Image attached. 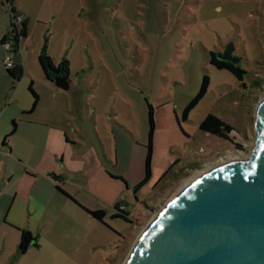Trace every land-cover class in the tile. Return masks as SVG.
I'll return each instance as SVG.
<instances>
[{"label":"rangeland","instance_id":"obj_1","mask_svg":"<svg viewBox=\"0 0 264 264\" xmlns=\"http://www.w3.org/2000/svg\"><path fill=\"white\" fill-rule=\"evenodd\" d=\"M10 1L29 20V33L20 36V51L13 55L24 64V75L16 81L4 63L8 51L1 38L9 32L11 18L6 0H0V108L12 102L6 93H18L20 104L29 105V116L57 128H46L52 138L60 134L66 142L64 130L72 137L75 127L82 130L83 162L71 164L86 169L72 175L75 187L61 182V191L47 195L40 221L27 215L37 239L25 253L19 247L11 253L10 233L0 238V247L6 244L1 264H125L158 210L188 180L230 156L250 159L256 114L264 100V0ZM43 47L55 65L68 67V90L46 78L39 62ZM212 52L234 53L246 71L243 81L213 66ZM205 76L210 79L207 93L185 112ZM31 86L39 95L34 113ZM150 106L155 124L152 175L136 193L127 191L124 181L114 182L112 173L122 172L129 184L128 172L138 175V182L144 178ZM208 114L233 126L228 140L201 130ZM17 124V136L8 139L13 153L39 170L38 147L32 142L46 139L48 132ZM114 129L129 157L119 170L110 167L112 172L104 173L99 162L110 165L105 154L113 157ZM116 198L128 204L132 222L109 215ZM81 202L106 206L105 222L88 215Z\"/></svg>","mask_w":264,"mask_h":264},{"label":"water","instance_id":"obj_2","mask_svg":"<svg viewBox=\"0 0 264 264\" xmlns=\"http://www.w3.org/2000/svg\"><path fill=\"white\" fill-rule=\"evenodd\" d=\"M53 81L70 88L66 75ZM255 124L249 161L227 163L187 187L150 224L125 264H264V100Z\"/></svg>","mask_w":264,"mask_h":264},{"label":"crops","instance_id":"obj_3","mask_svg":"<svg viewBox=\"0 0 264 264\" xmlns=\"http://www.w3.org/2000/svg\"><path fill=\"white\" fill-rule=\"evenodd\" d=\"M4 35L5 34H3V36ZM15 62L24 66L20 59H15ZM9 98L12 99V102L4 105L3 108H0V238H7L8 234H11L12 241H14L11 253L15 254L16 247H19L21 229L31 232V227L28 226L29 221H27V215L29 214L30 218H33L36 215L35 219L40 221V219L43 218L44 210L47 206V195L56 194L57 191H60L59 188H61L62 183L67 187H75L72 175L78 173V171H82L81 173L85 172L86 168L84 166H82V170H80L74 168L71 163L79 161L83 162L85 154H83L81 149L86 146V141L82 137V130H78L76 127L74 128L76 134L74 133L73 137L69 135L68 131L62 128L65 131L66 142L60 134L56 138H52L51 131H47L46 128L48 127L51 130L57 129L55 126H52L53 124H49L50 122H48V120L44 122L41 120V122H38L29 116L30 114H27L29 111V105L25 106L20 104L18 93H13L11 96L9 93H6V99ZM34 110L30 113H34ZM13 121H16V123L17 121H20L28 124L33 132L37 131L43 135L46 131L48 132L46 139L38 137L32 142L33 146L38 147L36 148V154L38 157L35 161H38L37 165L39 164V170L31 168L33 166L25 159H23V162H20L18 160L19 156L13 153V142L8 141V139L14 137L16 132H19L21 126L20 124H17L16 130L13 132ZM118 137L121 138V133L117 131V129H114L112 139L114 150L113 157L108 154L106 155L104 149V154L110 165L106 167L99 162L101 170L104 173V170L110 172V167L111 169H118L121 163H125V158L129 157V152L126 148L125 150H121V145L125 146V141L121 143ZM69 152L72 155V160L68 159ZM75 156L78 158H74ZM59 161L64 165L60 166ZM112 174L115 176L113 177L115 180L114 182L123 184V180L120 179V177H124L122 172H113ZM128 174L129 176L131 175V177L128 178L131 185L138 183V175L135 176V174H131V172H128ZM166 174L167 172H165L163 176ZM124 183L126 190L129 191V184L127 182ZM115 185L121 187L118 184ZM63 190L69 193L65 188H63ZM81 203L86 209L91 211L104 209L106 215H108L107 209L105 208L106 206L100 204L94 206L84 202ZM120 203V198H116L111 202L114 208L113 212L109 213L111 217L116 213L115 206ZM127 210L129 211L128 207ZM86 212L90 215L88 211ZM90 216L93 217L92 215ZM132 218H134L133 215ZM10 228L17 229L19 233L11 231ZM5 251L6 244H4L3 247H0V264L3 263L1 255ZM4 263H7L6 259H4Z\"/></svg>","mask_w":264,"mask_h":264},{"label":"trees","instance_id":"obj_4","mask_svg":"<svg viewBox=\"0 0 264 264\" xmlns=\"http://www.w3.org/2000/svg\"><path fill=\"white\" fill-rule=\"evenodd\" d=\"M6 2L8 4V9L10 12L11 19H12V16L20 14V12L16 9V7L11 3L10 0H6ZM3 5H5V2L3 3ZM28 25H29V20L27 18H24V22L22 23V27H21V35L23 37H28V33H29ZM13 26H14L13 23L10 22L9 32L13 30ZM9 32L1 38L2 46H3L5 39L8 37ZM19 50H20L19 44H17L15 46V51L13 52V54L17 55L19 53ZM39 62L42 65L46 78L50 81H53L54 76H56L53 73L54 71H57L59 75L68 76L69 74L68 67L65 66L63 63L59 64L58 66L53 63L52 58L48 54L46 47H43L42 52L39 55ZM210 63L218 69L229 70L240 81H243L246 75V71L242 69L239 65H234V64H231L230 62L220 60L217 57V54L214 52L211 53ZM7 71L10 74V76L13 78V80H16V81H19L24 75V67L20 63L19 64L16 63V66L12 69L7 68ZM209 83H210L209 77L205 76L198 94L191 101V103L187 106L185 112H188L190 109H192L205 96V94L208 91ZM30 90L35 97V102L31 109V111H33L39 102V95L33 90L32 86L30 87ZM153 113H154V109L152 106H150V110H149L150 131H149L148 151H147V155L145 159V176L142 182L138 186L135 187L136 190H139L141 187H143L151 179V175H152L151 174V161H152V155H153V137H154V128H155ZM16 126H17L16 121H13V132L16 130ZM200 128L201 130L205 132H208L210 134L216 135L222 139H227V140L229 139L230 132L234 130L232 125L225 122L224 120H222L221 118H219L218 116L214 114H208L202 120L200 124ZM120 179L126 182L123 177H120ZM59 190L61 191L60 188ZM86 211H88L90 215L95 217L97 220L101 222H105L104 219L106 217V212L104 209H99V210H94V211L87 209ZM115 211L116 213H114L112 217L123 218L124 220L128 222L133 221L131 212H129L127 209H124V210L121 209L120 205L115 206ZM35 239L37 238L34 236L33 233H31L28 230L21 229V238L19 242L20 251L22 253H25L30 247L31 243Z\"/></svg>","mask_w":264,"mask_h":264},{"label":"built area","instance_id":"obj_5","mask_svg":"<svg viewBox=\"0 0 264 264\" xmlns=\"http://www.w3.org/2000/svg\"><path fill=\"white\" fill-rule=\"evenodd\" d=\"M11 22L13 23V30L9 32L8 37L5 39L3 46L8 51V54L5 58V66L8 69H12L16 66L15 58H13V52L15 51L16 42L19 40L21 34L22 23L24 22V17L21 14L12 16ZM17 39V40H16ZM19 44V43H18ZM20 51V50H19ZM124 201H121V209H127L123 204Z\"/></svg>","mask_w":264,"mask_h":264},{"label":"bare ground","instance_id":"obj_6","mask_svg":"<svg viewBox=\"0 0 264 264\" xmlns=\"http://www.w3.org/2000/svg\"><path fill=\"white\" fill-rule=\"evenodd\" d=\"M237 161H243V162H247V161H249L247 158H243V156H241V155H237V156H230L229 157V160H227V161H225V160H222V162L220 163V164H218L217 165V167H212L211 169H209V170H207V171H204V172H199L197 175H196V177L195 178H193L191 181L190 180H188L187 182L188 183H186V185H184V187L182 188V190H180L175 196H174V198H176L180 193H182L187 187H189L191 184H193V183H195L199 178H201V177H203V176H205V175H207L208 173H210V172H212L213 170H216V169H218L219 167H222L223 165H225V164H227V163H232V162H237ZM173 198V199H174ZM172 199V200H173ZM171 200V201H172ZM170 201V202H171ZM169 202V203H170ZM167 206H165V207H161L158 211H159V213H158V215L162 212V210H164V208H166ZM157 215V216H158ZM157 216L156 217H154L153 219H152V221L149 223V225H148V227L150 226V224L157 218ZM147 227V228H148ZM146 228V229H147ZM146 229L144 230V232L146 231ZM143 232V233H144ZM143 233L141 234V236L143 235ZM140 236V237H141ZM139 240V239H138ZM137 243V242H136ZM135 247V246H134ZM134 249V248H133ZM130 256V255H129ZM129 258V257H128ZM126 263V262H125Z\"/></svg>","mask_w":264,"mask_h":264},{"label":"flooded vegetation","instance_id":"obj_7","mask_svg":"<svg viewBox=\"0 0 264 264\" xmlns=\"http://www.w3.org/2000/svg\"><path fill=\"white\" fill-rule=\"evenodd\" d=\"M20 36H22L21 34H20ZM20 38V37H19ZM222 54H223V52H221ZM223 56H225V57H227V58H229L230 60L229 61H227V62H230L231 64H234V65H238V64H235V63H233V61L235 60V56H234V53H227V54H223ZM54 73V75H56V76H58L59 75V73H57V71H54L53 72ZM143 180V179H142ZM142 180L141 181H139L138 183H136L135 185H131V184H129V186H130V189L131 188H133L134 189V192H138V190H136L135 189V187L136 186H138L141 182H142ZM129 189V190H130ZM142 202V201H141ZM123 204L126 206V208L128 207V205H127V203L126 202H123ZM121 205V204H120Z\"/></svg>","mask_w":264,"mask_h":264}]
</instances>
